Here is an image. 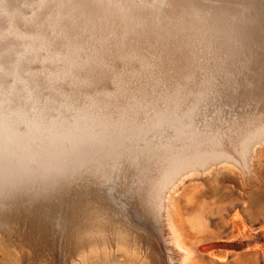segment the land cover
Returning a JSON list of instances; mask_svg holds the SVG:
<instances>
[{
	"label": "rangeland",
	"instance_id": "rangeland-1",
	"mask_svg": "<svg viewBox=\"0 0 264 264\" xmlns=\"http://www.w3.org/2000/svg\"><path fill=\"white\" fill-rule=\"evenodd\" d=\"M263 2L0 0V264L46 228L264 264Z\"/></svg>",
	"mask_w": 264,
	"mask_h": 264
},
{
	"label": "bare ground",
	"instance_id": "bare-ground-1",
	"mask_svg": "<svg viewBox=\"0 0 264 264\" xmlns=\"http://www.w3.org/2000/svg\"><path fill=\"white\" fill-rule=\"evenodd\" d=\"M255 1V0H254ZM155 3V2H154ZM264 3V2H263ZM260 5V4H259ZM247 6V5H246ZM178 7V6H177ZM139 8V7H138ZM159 8V7H158ZM179 10V9H178ZM223 11V10H222ZM170 13V12H168ZM239 16V15H238ZM193 24V23H192ZM210 25V24H209ZM151 26V25H150ZM192 26V25H191ZM157 27V26H156ZM197 27V26H196ZM165 33V32H164ZM160 35V34H159ZM127 37V36H126ZM197 37V36H195ZM243 38V37H242ZM230 41V40H229ZM232 43V42H231ZM224 44V43H223ZM227 44V43H226ZM207 45V44H206ZM72 47V46H71ZM183 48V47H182ZM197 49V48H196ZM185 50V49H184ZM183 50V52H184ZM179 51V50H178ZM181 51V50H180ZM142 53V52H141ZM189 53V52H188ZM206 57V56H205ZM261 64V63H260ZM191 68V67H190ZM43 70V69H42ZM187 70V69H186ZM189 70V69H188ZM184 72V71H183ZM182 72V73H183ZM176 73V72H175ZM137 74V73H136ZM161 76V75H160ZM162 79V78H161ZM170 79V78H169ZM184 80V79H183ZM190 82V81H189ZM186 83V82H185ZM188 84V83H186ZM211 84V83H210ZM183 85V84H182ZM189 85V84H188ZM180 87V86H179ZM176 88V87H174ZM184 88V87H183ZM173 89V88H172ZM178 89V88H177ZM186 90V88H185ZM179 91V90H178ZM201 92V91H200ZM213 92V91H212ZM172 94V93H171ZM216 94V93H215ZM221 94V93H220ZM178 95V94H177ZM191 95V94H190ZM139 96V95H138ZM182 96V95H181ZM199 96V95H198ZM169 97V96H168ZM171 97V96H170ZM185 97V96H184ZM197 97V96H196ZM154 98V96H153ZM233 98V97H232ZM131 101V100H130ZM203 101V100H202ZM234 101V100H233ZM169 102V101H168ZM180 102V101H179ZM195 104V103H194ZM161 105V104H160ZM189 106V105H188ZM243 106V105H242ZM214 107V106H213ZM242 108V107H241ZM5 109V108H4ZM150 109V108H149ZM245 109V108H244ZM181 110V109H180ZM238 110V109H237ZM243 110V109H242ZM148 113V112H147ZM247 113V112H246ZM251 113V112H250ZM192 114V113H191ZM238 115V114H237ZM241 115V114H239ZM162 116V115H161ZM236 116V115H235ZM250 117V116H249ZM248 117V119H250ZM105 118V117H104ZM120 118V117H119ZM238 118V117H237ZM91 119V118H90ZM241 119V118H240ZM148 120V119H147ZM242 120V119H241ZM244 120V119H243ZM98 121V120H97ZM257 121V120H256ZM158 122V121H157ZM206 122V121H205ZM245 122V121H244ZM240 123V122H239ZM255 123V122H254ZM242 124V123H240ZM248 125V124H247ZM23 126V125H22ZM234 126V125H233ZM259 126V125H258ZM262 126V125H261ZM21 127V126H20ZM206 127V126H205ZM235 127V126H234ZM233 127V128H234ZM242 127V126H241ZM249 127V126H248ZM263 127V126H262ZM24 129V128H23ZM114 129V128H113ZM247 129V127H246ZM254 129V128H253ZM229 130V129H228ZM231 130V129H230ZM234 130V129H232ZM231 130V131H232ZM239 130V129H238ZM244 130V129H243ZM3 133V129H1ZM24 132V131H23ZM226 132V131H225ZM250 132V131H249ZM248 132V133H249ZM1 133V132H0ZM7 133V132H6ZM76 133V132H75ZM82 133V132H81ZM152 133V132H151ZM198 133V132H197ZM217 133V132H216ZM233 133V131H232ZM236 133V132H235ZM253 133V132H252ZM218 134V133H217ZM226 134V133H225ZM236 135V134H235ZM243 135V134H242ZM228 136V135H227ZM245 136V135H244ZM230 137V135H229ZM252 137V136H251ZM1 138V136H0ZM235 138V137H234ZM249 138V137H248ZM256 138V137H255ZM188 139V138H187ZM231 139V138H230ZM241 139V138H240ZM6 140V139H4ZM48 140V139H47ZM232 140V139H231ZM235 140V139H234ZM247 140V139H246ZM39 141V140H38ZM41 141V140H40ZM188 141V140H187ZM191 141V140H190ZM226 141V139H225ZM224 141V143H225ZM248 141V140H247ZM255 141V140H254ZM1 142V141H0ZM3 142V140H2ZM193 142V141H192ZM231 142V141H230ZM235 142H237L235 140ZM241 142V141H240ZM245 142V140H244ZM227 143V142H226ZM261 143V142H260ZM2 144V143H1ZM0 144V145H1ZM237 144V143H236ZM21 145V144H20ZM226 145V144H224ZM230 145V144H229ZM255 145V144H254ZM259 145V143H258ZM2 146V145H1ZM4 146V145H3ZM232 146V145H231ZM253 146V145H252ZM261 146V145H260ZM223 147V146H222ZM227 148V147H226ZM252 148V147H251ZM31 149V148H30ZM188 149V148H187ZM241 149V148H240ZM192 150V149H191ZM190 150V151H191ZM233 150V149H232ZM249 150V148H248ZM215 151V150H214ZM218 151V150H217ZM250 151V150H249ZM229 152V151H228ZM241 152V151H239ZM238 152V153H239ZM242 153V152H241ZM94 154V153H93ZM2 155V153H1ZM29 155V154H28ZM199 155V154H198ZM214 156V155H213ZM219 156V155H218ZM2 157V156H1ZM231 157V156H230ZM27 158V157H26ZM236 158V157H235ZM2 159V158H1ZM21 159V158H20ZM234 159V156H233ZM223 160V158H222ZM236 160V159H235ZM250 160V159H249ZM92 161V160H91ZM87 162V161H86ZM220 162V160H219ZM4 163V162H3ZM138 163V162H137ZM215 163L216 160H215ZM203 164V162H202ZM201 164V165H202ZM86 165V164H85ZM196 165V164H195ZM198 166V165H197ZM234 166V165H233ZM10 167V166H9ZM8 167V168H9ZM83 167V166H82ZM202 167V166H200ZM236 167V166H234ZM195 168V167H194ZM205 168V167H204ZM209 168V167H207ZM5 169V167H3ZM203 169V168H202ZM239 169V168H238ZM243 169V168H242ZM248 169V168H247ZM122 173V172H121ZM171 173V172H170ZM174 173V172H173ZM68 174V173H67ZM126 174V173H125ZM165 174V172H164ZM168 174V173H167ZM183 174V173H181ZM11 175V174H10ZM119 175V174H118ZM73 177V176H72ZM116 181V180H113ZM146 181V180H145ZM149 181V180H148ZM141 183V182H140ZM116 186V185H115ZM146 186V185H145ZM73 190V189H72ZM77 190V189H76ZM124 190V189H123ZM129 192V191H128ZM144 192V191H143ZM136 193V192H135ZM141 193V191L139 192ZM147 193V191H146ZM138 194V193H137ZM136 194V195H137ZM144 194V193H142ZM126 195V194H125ZM112 196V195H109ZM127 196V195H126ZM143 196V195H141ZM151 196V195H150ZM137 197V196H136ZM167 197V196H166ZM99 198V197H98ZM119 198V197H118ZM117 198V199H118ZM124 198V197H123ZM127 198V197H126ZM128 199V198H127ZM130 199V198H129ZM12 201V200H11ZM78 201V200H77ZM125 201V200H124ZM132 201V200H130ZM153 201V200H152ZM166 201V200H165ZM129 201H127L128 203ZM17 203V202H15ZM33 203V202H31ZM155 203V202H154ZM107 204V203H106ZM132 204V203H131ZM138 204V203H137ZM116 205V204H115ZM130 205V204H129ZM110 206V205H109ZM123 206V205H122ZM121 206V208H123ZM137 206V205H136ZM166 206V205H165ZM10 207V206H9ZM129 207V206H128ZM141 207V206H139ZM167 207V206H166ZM17 208V206H16ZM142 208V207H141ZM146 208V207H145ZM143 209V208H142ZM133 210V209H132ZM168 209H166L167 211ZM26 211V210H25ZM30 211V209H29ZM32 211V210H31ZM78 211V210H77ZM128 211V210H127ZM135 211V210H134ZM165 211V212H166ZM129 212V211H128ZM156 212V211H154ZM149 213V212H148ZM7 215V214H6ZM4 215V216H6ZM10 215V214H9ZM143 215V213H142ZM53 216V215H52ZM128 216V215H127ZM136 216V215H135ZM144 216V215H143ZM159 216V215H158ZM12 217V216H11ZM21 217V216H20ZM31 217V216H30ZM38 217V216H37ZM55 217V216H54ZM147 217V216H146ZM150 217V216H149ZM39 218V217H38ZM35 219L34 224L37 227H44L46 226L44 222H41L40 218ZM144 218V217H143ZM151 218V217H150ZM153 218V216H152ZM151 218V219H152ZM168 219V217H166ZM7 219V218H6ZM25 219V218H24ZM46 219V218H45ZM73 219V218H72ZM145 219V218H144ZM147 219V218H146ZM145 219V220H146ZM8 220V219H7ZM22 220V219H21ZM143 220V219H142ZM141 220V221H142ZM144 220V221H145ZM154 220V219H152ZM26 221V220H25ZM75 221V220H74ZM135 221V220H134ZM140 221V218H139ZM52 222V221H51ZM50 222V223H51ZM143 222V221H142ZM146 222V221H145ZM143 222V224H145ZM150 222V221H149ZM154 222V221H153ZM152 222V223H153ZM166 222V221H165ZM22 223V221L20 222ZM79 223V222H78ZM17 224V223H16ZM76 224V223H75ZM106 224V223H105ZM136 224V223H135ZM158 224V223H157ZM167 224V223H166ZM77 225V224H76ZM112 225V224H111ZM168 225V224H167ZM55 226V225H54ZM78 226V225H77ZM137 226V225H136ZM20 227V226H19ZM56 227V226H55ZM70 227V226H69ZM85 227V226H84ZM134 227V226H133ZM167 227V226H166ZM10 228V227H9ZM25 228V227H24ZM138 228V227H136ZM140 228V227H139ZM45 229V228H44ZM154 229V228H153ZM157 229V228H156ZM160 229V228H159ZM30 230V229H29ZM28 230V231H29ZM84 230V228H83ZM138 230V229H137ZM1 231V230H0ZM26 231V230H25ZM32 232V229L30 230ZM44 231V240L48 243L43 246L44 248H36L33 245V240L28 237L27 234L21 233L18 230L12 232H5V237L7 239H13L14 244L11 248L15 251L16 261L18 264H27L32 259L35 262H31L30 264H64L63 259L66 254L67 257V264H170L169 258L165 255V250L160 247V244L155 242L154 240L143 237L138 232L131 231L125 236L116 235L115 238L107 235L105 238L102 235H95L89 237L86 242L82 241L76 245L75 248L66 249L65 247H60V243L55 236H53L50 232V229L46 228ZM117 231V230H116ZM170 231V229H169ZM30 232V233H31ZM120 232V231H119ZM157 232V231H156ZM159 232V231H158ZM28 233V232H27ZM34 233V232H33ZM58 233V232H57ZM86 233V232H85ZM153 233V232H152ZM60 234V233H59ZM76 234V232H75ZM89 234V233H88ZM172 234V231H171ZM170 234V235H171ZM31 235V234H30ZM61 235V234H60ZM155 235V234H153ZM78 236V235H77ZM172 236V235H171ZM35 237V236H34ZM59 237V236H58ZM163 237V236H162ZM170 237V236H169ZM61 238V237H60ZM82 238V237H81ZM154 238V237H153ZM171 238V237H170ZM176 238V237H175ZM178 238V237H177ZM176 238V239H177ZM174 239V238H173ZM4 241V240H2ZM61 241V240H60ZM175 241V240H173ZM5 242V241H4ZM39 242V241H38ZM9 244V243H8ZM41 244V243H40ZM44 244V243H42ZM171 244V243H170ZM173 244V243H172ZM176 244V243H175ZM7 245V243L5 244ZM166 245V244H165ZM180 245V244H176ZM4 246V245H3ZM162 246L163 242H162ZM174 245H172L173 248ZM10 248V246H7ZM39 247V246H38ZM181 248V247H180ZM176 249V246H175ZM179 249V248H178ZM178 249L176 251H178ZM167 250V249H166ZM180 250V249H179ZM185 251V249H184ZM183 251V253H184ZM170 252V251H169ZM182 252V250H180ZM182 253V254H183ZM181 254V255H182ZM177 255V254H176ZM180 255V256H181ZM185 255V253H184ZM187 255V253H186ZM189 255V254H188ZM182 257V256H181ZM188 256H185L186 260ZM179 258V257H178ZM184 257L180 258L185 259ZM177 259V258H176ZM174 259V260H176ZM179 259V261H181ZM178 260V259H177ZM191 260V259H189ZM188 261V260H187ZM186 261V262H187ZM184 260L181 264H184ZM180 263V262H179ZM178 263V264H179ZM190 261H188V264ZM198 264V263H197Z\"/></svg>",
	"mask_w": 264,
	"mask_h": 264
},
{
	"label": "water",
	"instance_id": "water-1",
	"mask_svg": "<svg viewBox=\"0 0 264 264\" xmlns=\"http://www.w3.org/2000/svg\"><path fill=\"white\" fill-rule=\"evenodd\" d=\"M210 1H213V0H210Z\"/></svg>",
	"mask_w": 264,
	"mask_h": 264
}]
</instances>
